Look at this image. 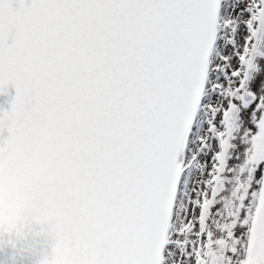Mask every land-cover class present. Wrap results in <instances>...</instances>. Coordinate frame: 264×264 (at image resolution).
I'll return each instance as SVG.
<instances>
[{
  "label": "snow or ice",
  "instance_id": "obj_1",
  "mask_svg": "<svg viewBox=\"0 0 264 264\" xmlns=\"http://www.w3.org/2000/svg\"><path fill=\"white\" fill-rule=\"evenodd\" d=\"M9 85L0 243L35 229L38 264H264V0H0Z\"/></svg>",
  "mask_w": 264,
  "mask_h": 264
},
{
  "label": "water",
  "instance_id": "obj_2",
  "mask_svg": "<svg viewBox=\"0 0 264 264\" xmlns=\"http://www.w3.org/2000/svg\"><path fill=\"white\" fill-rule=\"evenodd\" d=\"M14 95L15 89L9 85L7 95H0V109L7 110ZM7 135L6 130L0 133V140L6 139ZM38 203V201L34 202L33 206H38ZM34 231L35 229L29 231L28 228H25L19 235L13 233L10 237L4 236L3 242L0 243V250L4 253L0 255V264H38L45 255H50L52 241L33 235ZM14 246H25L28 249V253L24 260L13 261L8 259Z\"/></svg>",
  "mask_w": 264,
  "mask_h": 264
},
{
  "label": "clouds",
  "instance_id": "obj_3",
  "mask_svg": "<svg viewBox=\"0 0 264 264\" xmlns=\"http://www.w3.org/2000/svg\"><path fill=\"white\" fill-rule=\"evenodd\" d=\"M28 249L25 246L13 247L11 254L8 256V259L13 261H22L26 257ZM3 251L0 250V255H3Z\"/></svg>",
  "mask_w": 264,
  "mask_h": 264
}]
</instances>
